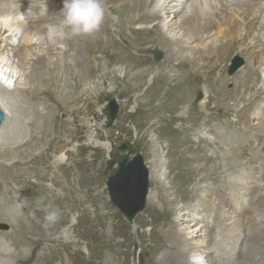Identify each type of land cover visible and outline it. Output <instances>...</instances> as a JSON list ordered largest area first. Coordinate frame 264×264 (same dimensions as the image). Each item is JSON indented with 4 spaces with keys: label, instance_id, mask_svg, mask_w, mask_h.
Here are the masks:
<instances>
[{
    "label": "bare ground",
    "instance_id": "6f19581e",
    "mask_svg": "<svg viewBox=\"0 0 264 264\" xmlns=\"http://www.w3.org/2000/svg\"><path fill=\"white\" fill-rule=\"evenodd\" d=\"M36 5H39V8L35 7ZM62 6L63 0H46L47 11H45L43 0H0V123L4 127L11 125L7 130H0V166L4 168L6 166H14V163L23 164L30 154H33V151L44 154L42 147L30 145L26 147L25 145L34 139H42L41 133L28 137L26 129H22L20 132L13 129L21 125L24 128V124L32 123L38 119L41 109H37L31 104L25 105L21 102V99L27 92L30 93L31 90L38 89L39 87L43 88V81L41 79L45 77L43 70L46 69V64H44L43 59L50 54V48L53 49L56 43L61 44L64 41L73 42L75 40L71 76L72 74H76L79 79L78 84L81 85L84 82H90L94 78L92 74L98 69L101 70L99 74L97 73L100 76L108 71L109 65L113 63L112 60L109 61V55L113 59H118L117 62L130 63L125 66L134 69L133 58L134 56L139 58L138 52L139 50H143V48L138 47L146 46L154 42L152 45L169 47L168 54L163 59L162 66L165 67L163 69L161 68L165 71L169 79L183 74L185 66L191 69L187 73L188 79L183 74L182 78L177 81L178 85L176 87L178 88L179 85L183 87V92H180L176 98H172L176 99L175 103H179V101L187 103L191 100L192 93L196 92V86L189 90V82L191 80L195 81V84L201 83L198 85L199 90H205L206 101L203 105L198 106L194 102H189L190 107L184 108L186 115H177L175 117L180 123L177 128L178 131L181 132V125L185 122H190L191 113L199 108L202 109V112L204 111L202 113L204 122L201 125L206 126L210 124L214 119V115L207 111L208 108L212 103H215V107L218 109L220 106L219 101L227 99L232 92V89L229 91L224 90L226 86L225 81L226 83L233 82L234 86L232 88L237 89V103L234 107L237 113H240L238 120L243 124L242 130L249 129L251 131L247 137V141L250 142V149L253 148L255 150L251 151L252 154H250L249 160H244L245 164L242 165L243 167L249 165L253 174L260 175V182L264 181V152L262 153V150H264V134H261L264 131V123H259L264 116V93L257 88V80L261 75L258 70L261 66L257 70L255 66L247 62L242 70L238 71L234 76H237L236 78H243L244 82L242 83L237 79L231 81L233 76H230V78L225 76L224 78L220 75L226 70L227 61L231 57V50L233 51L243 46L242 53L248 56V59L254 63L255 59L258 60L259 56L264 54V0H104L106 15L99 31L91 35L79 36H73L71 32L67 31V27H63V35H56L50 30V25L59 27L63 23V17L59 13ZM121 14L122 16L119 19ZM116 21L119 24L118 28L115 26ZM124 31L128 34L127 37L125 36L127 48L123 51H117V49L110 51L109 43H116L113 37L114 34H125ZM117 37V40H122V36L117 35ZM104 39H106L105 42L103 41ZM94 44H101L104 48L101 50L89 48ZM193 44L194 46H192ZM128 47H132L134 51L127 52ZM183 49L185 51L181 53ZM252 50L255 53L254 55ZM66 52L69 54L68 51ZM96 53L99 56H96ZM88 59L94 61V63L90 64L88 62L86 66L84 63ZM97 60L103 62L102 67L96 65ZM259 60L258 62L261 64V60ZM138 62L143 63L144 61L139 59ZM39 64H44L45 68L42 69L43 65L40 66ZM151 67L140 70L135 69V74H130L124 66H121L116 71H112L116 74L122 71L123 75L120 76L121 80H119L121 84L126 86L124 90L127 93L137 92L138 85L142 81L144 82L149 74H152L151 81L153 82L147 88L149 91L154 88L152 92L153 97L154 92L158 93L161 90L160 88L159 90L156 89L155 85L162 84L163 87L166 74L162 70L152 72ZM57 68L54 69L57 70ZM217 71L219 74L216 73ZM159 74L164 78H158ZM17 75L18 78H16ZM31 75L36 79L35 84V80L32 81L29 77ZM254 76H256L255 80L252 79ZM22 77L23 79H20ZM114 77L115 75L112 79ZM18 79L19 81H17ZM79 81L82 82L79 83ZM157 81L159 83L155 84ZM88 87L90 88V86ZM238 87L245 91H239ZM27 89L28 91L26 92ZM252 90L254 94L251 93ZM200 95V92L195 94L196 98ZM139 96L138 94L136 96L137 99H135L136 111L134 112H137L139 115L142 113L143 117L146 118V112L142 111L144 106L143 101L140 100ZM254 96L257 99H261L257 100L251 108H247L252 103ZM14 99H18L21 102V105H18V109L15 111L5 106V101L9 100L11 102ZM168 99L170 98L168 97ZM158 113L160 114L159 111ZM125 116L127 117V114ZM140 117L143 119L142 116ZM193 124L194 128L198 126L195 123ZM3 125H0V127ZM85 125L86 127L88 126L87 121ZM254 126L257 127L254 128ZM198 132L206 131L203 128H198L195 132L197 136ZM237 134L242 135L239 130L228 128L224 132L217 133L213 139L223 145L227 141H232L229 144V148L236 147L235 150L232 149L234 152L246 153L247 149L239 141L240 137ZM27 137L28 139L26 140ZM185 140L187 141V139H183L184 144L186 143ZM29 148H32V151H26ZM171 151L173 152V150ZM168 155L169 157L171 156V154H164L163 158L165 157L166 159H164L163 164H160V160H158L159 155L156 153L153 154V159L150 162L151 170L147 177V181L149 179L152 185V191L149 194L147 192L148 195L146 196L148 208L142 215L141 220L138 219L135 222L141 225L147 218L151 222L155 220L153 224L156 227L154 226L155 228L151 229L149 237L155 240V243L152 242L153 245L151 248L153 250L157 251L165 247V251L159 256V263L204 264L206 262H204V259L207 258L206 256L213 255L208 260L209 264H264V221L261 220L262 216L260 220L255 219V217L252 219L250 217H246L243 220L238 219V216L246 208L250 207V196L246 194H253L252 189L261 188L262 184H257L259 179H257V182H253L251 186L227 183L219 192H217L213 183H220L223 179L207 180L210 179L209 172L211 173L216 169L221 170L225 166L230 168L227 162H223L224 159H227V161H231L232 159L233 162H238L236 158H233V155L236 157L237 155L244 156L245 154H224L223 151V154L209 155L212 158V162L208 163H200L201 159L199 154H190L187 157L175 158L177 161L183 163L184 169L182 171L183 178L177 184L174 180L172 182L171 179L169 180V173L171 170L178 176L180 171L177 166H174L175 162L172 160V163L169 162ZM58 161L60 162V159ZM209 165L214 166L212 169H207ZM231 165L233 168L239 166L236 164L235 166L232 163ZM221 174L224 175L225 171ZM0 183L6 184H0V207L4 208L6 214L14 216L17 222H20L22 216L20 213L29 215L31 214L29 210L37 209V207H34L35 202H33V207L27 210V207H24L27 204L24 205V201H22L23 193L21 195L15 189L10 188L6 181L0 180ZM240 190L244 191L242 196L245 195V198L241 200L242 205L238 210V205L241 201H237V197L239 196H235ZM212 191L219 194V204L214 205L213 202L208 200L211 197ZM229 191L235 192L229 194ZM254 193L257 192L255 191ZM260 194L259 196L256 195L264 204V196L261 198ZM183 197L186 200L185 202L182 201ZM224 199L227 204L223 203ZM156 201H159V204H156ZM235 202L238 203L235 204ZM251 202L253 207L256 203H254L255 201ZM180 203L181 205H178ZM212 214L213 219L211 221L210 215ZM162 215H165L164 218H162ZM206 215V222H204ZM0 224L11 227L9 233L5 236H0V254H2L7 252L5 246L1 244V241L11 235L20 237L24 229L13 228L9 221L0 222ZM115 226L116 224H112V228L115 229ZM222 226L225 228L223 230H227L226 234L221 233ZM92 228L95 229V224ZM234 228L238 229L236 230L238 233L235 236L232 231H229L231 229L234 231ZM212 231H215V233H212ZM123 236L130 239L127 234H123ZM88 237L92 250L99 246L101 240L98 239V233L96 231H90ZM229 239H232V242ZM227 240L231 242L232 246L228 248L229 244H226L225 254L221 256L215 255L214 253H216L217 248L221 247ZM123 242H116L111 248L106 245L107 251H110L114 255V257L112 256L114 258V264H127L129 260L128 255L130 253L128 250H124L125 243ZM128 243L129 245L133 244L131 239ZM16 247L18 246L16 245ZM223 249L225 251V248ZM45 255L47 253L43 256ZM11 256L14 258L15 264L28 258L21 251ZM43 261L47 264L51 260L48 257H44ZM0 264L7 263L0 259Z\"/></svg>",
    "mask_w": 264,
    "mask_h": 264
},
{
    "label": "rangeland",
    "instance_id": "374dc122",
    "mask_svg": "<svg viewBox=\"0 0 264 264\" xmlns=\"http://www.w3.org/2000/svg\"><path fill=\"white\" fill-rule=\"evenodd\" d=\"M121 16L122 14L119 19ZM118 21L115 22V26H117L116 28L119 27ZM67 31L70 32L68 28ZM124 32L125 34H114L113 37L116 40V43H109L111 48H109L110 51H115L116 49L117 51H123L127 48L125 38L128 34H126V31ZM117 35L120 37L122 36V40H117ZM103 41L105 42L106 39ZM64 42L61 43H64L63 45L56 43L54 48L52 47L53 49L50 48V54L43 59L44 64H46V69H44V64H39L40 66L43 65L42 69H44L43 71L45 73V77L41 79L43 81V88L39 87L38 89L31 90L30 93L27 92V89V93L22 96L21 102L23 104H31L35 108L41 109V111H39L38 119L32 123L24 124V128L21 125L13 129L18 132L22 129H26L28 137L30 135L41 133L42 139H34L32 142L25 145L26 147L29 145L42 147V149H44V154H39L38 151H33V154H30L23 164L14 163V166H9L10 168L8 166L4 168L0 166V180L6 181L10 188L15 189L21 195L23 193L22 201H24V205L27 204L24 207H27V210L31 209L33 207V202H35L34 207H37L35 210H29L33 216L31 214L25 215L24 213H20L22 215L20 222H17L14 216L6 214L4 208L0 207V222L9 221L13 228L24 229V232L20 234V237L11 235L1 241V244L5 246L7 252L0 254V259L2 261H6L7 264H15V260H13L14 258H12L11 255H16L21 251L24 252L28 258L17 264H46V262L43 261L44 257H48L51 260L47 262V264H114V255H112L110 251H107L106 245L111 248L114 243L124 241L125 248H123L130 253L128 255L129 260L127 261V264H160L159 256L165 251V247L161 250H153L151 247L153 245L152 242L155 243V240L149 237L151 229L156 227L153 224L155 220L151 222L150 219L147 218L149 221L146 219L141 225L135 223L138 219L141 220L142 215L148 208L147 198L145 199L144 209L136 214L132 222L126 221L109 200L106 189V180L114 170L117 159L121 154H125L130 159L140 155L148 174L151 170L150 162L153 159V154L156 153L159 155L158 160H160V164H163L164 159H166L165 157L163 158L164 154H171L170 157L168 155V160L170 163H172V161L175 162L174 166L179 168L180 173L177 176L170 170L169 180L171 179V182L174 180L176 184L182 180V171L184 169L183 163L177 161L175 158L187 157L190 154H199L201 159L200 163H208L212 162V158L209 157V155L223 154V151L224 154H245L244 156L237 155L236 157L233 155V158H236L237 161L240 162L239 164L238 162H233L232 159V162L224 159L223 162H227L230 168L225 166L222 167L221 170L216 169L211 173L209 172L210 179L207 180L223 179L220 183H213L217 192H219L227 183H245L246 185L251 186L253 182H257V179H259L257 184H262L261 188L258 187L257 189H252L253 194H246L250 196V210L249 208H246V210L238 216V219L243 220L246 217L252 219L255 217V219L257 218L260 220L262 216L261 220L264 221V204L258 197L260 193L261 198L264 196V187H262L264 181L260 182V175L258 174V177L257 174H253L249 165H245L244 167L242 165L245 164L244 160H249L250 154H252L251 151L254 149H250V142L247 141V137L251 131L249 129L245 131L242 130L243 124L238 120L240 113H237V110H235L234 107L237 103V89L232 88L234 86L233 82L226 83L225 81L226 86L224 87V90L229 91L232 89V92L227 99L219 101L220 106L218 109L215 107V103H212L208 108L207 111L214 115V119L210 124L206 126L201 125L204 122L202 117L204 111L202 112L201 108L195 109L191 113V121L183 123L180 132L177 130L180 123L175 117L177 115H186L185 109L190 107L189 102H194V104L198 106L203 105L206 101V94L204 89H198V85L201 83L195 84V81L191 80V82H189V90L196 86V92L192 93L191 100L187 103H182L181 101L175 103L177 95L180 92H183V87L180 85L178 88L176 87L178 85L177 81L182 78L183 74L184 77L188 79L187 73H189L191 69L185 66L186 69H183V74L173 79H169L165 71L162 70L163 67H165L162 66L164 62L163 59L168 54L169 47L166 48L163 46L152 45L154 42H151L146 46L138 47L143 48V50H139V58H137V56H134L133 58L134 69L125 66L130 63L117 62L118 59H113V57L109 55V61L112 60L113 63L109 65L108 71L100 76L98 74L101 70L98 69L92 74V77L94 78L91 79L90 82H84L81 86L78 84V76L76 74H72L71 76L75 40H73V42ZM192 46H194V44ZM89 48L101 50L104 46L101 44H94ZM242 48L243 46L239 47V49L237 48L230 51L231 57L229 58V61H227L226 70L220 75L224 78L225 76L228 78L233 76L231 81L237 79L242 83L244 82L243 78H236L237 76H234L238 71L242 70L247 62L255 66L257 70L259 69V66H261L258 70L261 75L257 80V88L264 93V54L259 56L261 64L258 62L259 59H255L254 63L248 59V56L242 53ZM66 51H68L69 54H67ZM133 51L132 47H128L127 52ZM183 51L185 50L183 49L181 53H183ZM156 53L161 56L159 61L154 60V54ZM254 54L255 53H253V55ZM96 56H99V54L96 53ZM139 59H142L144 62L139 63ZM88 62L90 64L94 63V61L88 59L84 64L87 66ZM100 62L102 61L97 60L96 65L102 67L103 62L101 64ZM235 64L236 66L238 65V67L235 68ZM117 65L120 67L124 66V68L126 67L130 74H135V69L140 70L152 66V72L158 70L164 71L163 73L166 74L165 84L162 87V84H158V81L155 82V84H158L155 85V88L158 90L160 88L161 92H154L155 94L152 97L154 88L150 89V91L147 88L153 82L151 81L152 74H149L144 82L142 81L140 83L141 85H138V93H127L124 90L126 86L120 83V76L123 75L122 71H119L118 74L112 71H116L120 68ZM58 66L59 68H57ZM54 68H57V70ZM18 70L20 69L18 68ZM216 73L219 74L218 71ZM113 74L115 77L112 79L114 76ZM29 77L32 81L35 80V84L36 79L33 75ZM16 78H18V75ZM16 78L14 79L16 80ZM158 78L164 77L159 74ZM255 78L256 76L252 77L253 80H255ZM20 79H23V77ZM17 81H19V79ZM81 82L79 81V83ZM193 84L194 86H192ZM96 85L97 89H99L98 91ZM88 86H90V88ZM82 87H84V89H82ZM127 87H129V85H127ZM85 89H87L86 92ZM238 90L242 92L245 91L240 87H238ZM253 90L251 91L252 94H254ZM199 92L201 95L196 98L195 94H198ZM138 94L141 96H139L140 100L143 101L144 106L142 111L146 112V118L143 117L142 113L139 115L137 112H134L136 111L135 99H137L136 96ZM168 97L170 99H168ZM173 97L175 98L172 99ZM259 99L261 98L257 99L254 96L252 103L247 106V108H251ZM111 100H114L118 111L115 119L110 122L106 115V109ZM21 102L18 99H14L11 102L7 100L5 101V106L10 107L11 110L15 111L18 109V105H21ZM125 114H127V117L129 118H127ZM140 116H142L143 119ZM86 121L88 122L89 127H86ZM193 123L198 126L194 128ZM259 123H264V116ZM0 125L3 124L0 123ZM10 126L11 125H7L4 127L3 125L0 127V130H7ZM256 127L257 126H254V128ZM198 128H203L206 131L198 132L199 137L195 134ZM228 128H234L242 133V135H237L240 137H238L239 141L243 143L244 148L247 149L246 153L234 152L233 150H235L236 147H233V150L229 148V144L232 143V141H227L224 145L214 141L213 138L216 137L217 133L224 132ZM199 133L201 134L199 135ZM261 134H264V131H262ZM257 137L259 138V136ZM183 139H187V141L185 140V144L183 143ZM245 141L247 142L244 143ZM124 143L128 145V148L125 151H121L120 146ZM107 148L110 151H108ZM171 150H173V152ZM26 151H32V148H29ZM263 152L264 150H262V153ZM14 154L16 153L14 152ZM172 154L174 155L172 156ZM59 159L60 162L58 161ZM230 162L233 165L236 164L239 166L233 168ZM7 164H9V162H7ZM213 166L214 165H209L207 166V169H212ZM223 171H225L224 175L221 174ZM239 178L242 182L239 181ZM0 184L6 185L5 183ZM147 187L149 194L150 191H152V185L149 179ZM254 190L257 193H254ZM240 191L237 192L235 196H239L237 197L238 201H241L244 198V195L242 196L244 191ZM217 192L212 191L211 197L209 199L206 198L213 202L214 205L219 204V194ZM234 192L235 191H229V194ZM253 196H255L254 199ZM182 201H186L184 197ZM251 201H255L254 203H256L253 207ZM155 203L159 204V201H156ZM223 203L227 204L225 199L223 200ZM223 203L222 205L225 207ZM237 203L238 202H235V204ZM178 205H181V203ZM241 205L242 201L238 205V210ZM53 209L59 210V219L54 224H48L45 221V216L47 212ZM255 209L256 211H254ZM207 215L204 217V222H206ZM164 216L165 215H162V218H164ZM212 219L213 214L210 215V220L212 221ZM69 224L70 227H68ZM94 224L95 229L92 228ZM112 224H116L115 229L112 228ZM210 226L212 227L211 223ZM10 228L11 227H9V230L7 231H0V236H5L9 233ZM223 228L224 227L222 226L221 233L226 234L227 230H223ZM236 230L238 229L234 228V231L233 229L229 231H232L235 236L238 233ZM239 230L241 231V229ZM90 231H96V233H98V239L101 240L99 246L93 250L90 247L88 237ZM213 232L215 231H212V233ZM122 233L129 235L133 244L129 245L128 242L130 239H127ZM35 240L37 241V244L34 247L32 246V243ZM229 240L232 242V239ZM229 240L225 241L221 247H218L214 254L218 256L225 254L226 244H229L228 248L232 246ZM16 245L18 247H16ZM223 248H225V251H223ZM46 253L47 255L43 256ZM212 256L213 255L206 256L207 258L204 259V262L206 261L204 264H209L208 260ZM200 259L203 260L202 258Z\"/></svg>",
    "mask_w": 264,
    "mask_h": 264
},
{
    "label": "water",
    "instance_id": "95a60500",
    "mask_svg": "<svg viewBox=\"0 0 264 264\" xmlns=\"http://www.w3.org/2000/svg\"><path fill=\"white\" fill-rule=\"evenodd\" d=\"M154 55V60L161 59L158 53ZM236 67L238 65L235 64ZM117 111L118 108L114 100H111L106 109V115L110 122L115 119ZM127 148L126 143L120 146L121 151H125ZM147 177L148 171L141 156L137 155L130 159L125 154L119 156L114 170L108 177L106 187L109 199L128 222H132L136 214L144 209L148 192Z\"/></svg>",
    "mask_w": 264,
    "mask_h": 264
},
{
    "label": "clouds",
    "instance_id": "9594fccd",
    "mask_svg": "<svg viewBox=\"0 0 264 264\" xmlns=\"http://www.w3.org/2000/svg\"><path fill=\"white\" fill-rule=\"evenodd\" d=\"M45 11H47L46 0H43ZM35 7L39 8V5ZM59 13L63 17L61 26L50 25V30L63 35V27H67L73 36L91 35L101 28L106 9L104 0H63V6ZM157 63V62H156ZM59 219V210L53 209L47 212L45 221L48 224H54Z\"/></svg>",
    "mask_w": 264,
    "mask_h": 264
}]
</instances>
